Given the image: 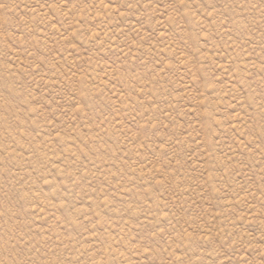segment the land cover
Wrapping results in <instances>:
<instances>
[{
	"label": "rangeland",
	"instance_id": "rangeland-1",
	"mask_svg": "<svg viewBox=\"0 0 264 264\" xmlns=\"http://www.w3.org/2000/svg\"><path fill=\"white\" fill-rule=\"evenodd\" d=\"M0 264H264V0H0Z\"/></svg>",
	"mask_w": 264,
	"mask_h": 264
}]
</instances>
